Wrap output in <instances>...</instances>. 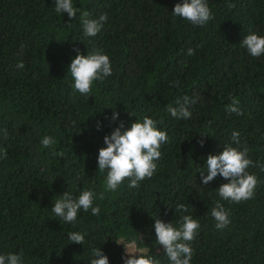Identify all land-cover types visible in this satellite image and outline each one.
<instances>
[{
	"label": "trees",
	"instance_id": "obj_1",
	"mask_svg": "<svg viewBox=\"0 0 264 264\" xmlns=\"http://www.w3.org/2000/svg\"><path fill=\"white\" fill-rule=\"evenodd\" d=\"M180 2L73 0L78 12L70 19L54 10L55 0H0V254H20L22 264H90L99 247L109 264H123L124 247L135 241L170 264L155 219L178 227L192 215L200 228L189 242L190 264H264V55L254 58L240 43L252 32L264 36V0H207L214 18L204 26L174 17ZM83 12L107 15L94 37L84 35ZM74 49H101L110 60L112 74L86 95L68 72ZM184 96L196 100L191 117H172L167 106ZM233 97L240 115L226 110ZM143 117L168 135L156 171L137 188L125 179L107 190L97 164L103 138ZM45 136L55 143L42 146ZM224 145L246 147L257 165L247 169L258 180L248 200H221L220 175L201 183L207 156ZM87 189L99 215L81 209L72 224L51 211L65 191L75 199ZM216 201L229 214L223 230L211 216ZM71 232L85 234L84 243H72Z\"/></svg>",
	"mask_w": 264,
	"mask_h": 264
},
{
	"label": "clouds",
	"instance_id": "obj_2",
	"mask_svg": "<svg viewBox=\"0 0 264 264\" xmlns=\"http://www.w3.org/2000/svg\"><path fill=\"white\" fill-rule=\"evenodd\" d=\"M228 6L233 7L234 5L229 4ZM54 10L60 14L67 13L70 19L76 18L78 12V9L73 5V0H55ZM171 12L174 17L186 19L195 26H204L214 18L207 0H182L174 5ZM106 20V14H102L98 19H93L90 18L88 12H83L80 21L84 35L87 37L96 36ZM240 43L250 56L255 58L264 55V36L252 32L247 34ZM74 51L77 52V55L72 59L68 68L73 79L72 87L80 94L86 95L91 92L93 81L103 80L112 74L110 60L101 49H93L86 55L79 54L78 49H74ZM187 54L193 55L194 50L188 49ZM17 67L23 68L24 65L19 62ZM194 103L196 100L184 96L175 101V106L169 104L167 111L177 119H188L191 117L189 105ZM238 105L239 101L233 97L231 104L226 106V110L240 115ZM118 116L119 114L114 111L110 120L116 121ZM100 127V122H97V129L99 130ZM4 132L5 138H7V130L5 129ZM199 135L201 137L209 136L203 133ZM232 140L239 143L238 132L232 133ZM167 142V133L159 130L157 121L152 118L143 117L142 122L136 120L128 128H125L121 122L109 135L104 136L103 143L106 146L98 150V169L107 172V190L115 191L125 179L129 180L130 188H137L145 178H151L157 168L155 161L161 157V145ZM203 142V139L199 141L201 145ZM53 143L55 141L50 136H45L41 141L44 147H49ZM4 155L6 156V150ZM205 163L207 175H204L205 170L200 171L203 185H207L217 175L227 181L218 188L221 200L239 203L254 196L258 180L256 175L250 174L247 169L257 165L248 157L246 147L240 150L231 145H224L223 150L218 154H209ZM94 196L95 193L91 189L82 191L75 199L71 193L65 191L51 206V211L62 218L65 223L75 224L81 209L85 212L90 209L93 215H99V206H93ZM176 210L188 211L184 204H177ZM211 216L218 230H223L230 223L229 214L219 201L215 202ZM178 223L177 227L171 222L165 223L156 218L153 225L155 239L164 250L170 264H190L193 249L189 242L195 238L200 223L192 215L182 216ZM68 239L72 243L81 245L84 243L85 234L71 232ZM134 249H136L135 241L124 247L123 264H160L149 254L147 247L135 251ZM92 256L94 258L90 260V264H109L108 257L99 247L93 249ZM0 264H22V256L15 253L0 254Z\"/></svg>",
	"mask_w": 264,
	"mask_h": 264
},
{
	"label": "rangeland",
	"instance_id": "obj_3",
	"mask_svg": "<svg viewBox=\"0 0 264 264\" xmlns=\"http://www.w3.org/2000/svg\"><path fill=\"white\" fill-rule=\"evenodd\" d=\"M137 250V249H134V251Z\"/></svg>",
	"mask_w": 264,
	"mask_h": 264
}]
</instances>
